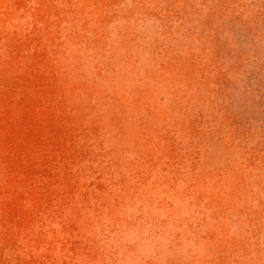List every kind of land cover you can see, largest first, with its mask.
<instances>
[{
  "label": "rangeland",
  "instance_id": "374dc122",
  "mask_svg": "<svg viewBox=\"0 0 264 264\" xmlns=\"http://www.w3.org/2000/svg\"><path fill=\"white\" fill-rule=\"evenodd\" d=\"M0 264H264V0H0Z\"/></svg>",
  "mask_w": 264,
  "mask_h": 264
}]
</instances>
